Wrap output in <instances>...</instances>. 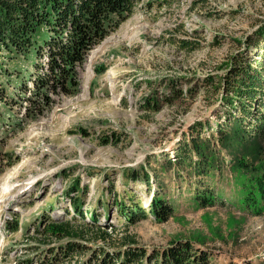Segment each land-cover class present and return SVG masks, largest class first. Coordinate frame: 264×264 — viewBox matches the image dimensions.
Wrapping results in <instances>:
<instances>
[{
	"label": "rangeland",
	"instance_id": "374dc122",
	"mask_svg": "<svg viewBox=\"0 0 264 264\" xmlns=\"http://www.w3.org/2000/svg\"><path fill=\"white\" fill-rule=\"evenodd\" d=\"M261 24L264 0H141L129 19L92 48L78 86L68 95L49 93L48 102L23 93L33 87L31 62L2 50L0 264L38 261L63 243L43 238L36 228L43 229L46 217L70 219V199L80 195L66 192L76 178L79 191L87 187L84 208L98 213L108 236L92 232L79 239L86 249L67 264H83L99 249L119 251L130 240L147 252L191 240L212 253L210 264H264V213L240 207L232 180L215 176L208 186L221 200L202 208L191 202L194 185L178 180L175 167L161 169L168 159L175 162L183 133L196 121L213 128H204L202 136L214 134L222 104L206 78L223 77L232 56H250L246 43ZM98 68L106 70L98 75ZM167 97L172 100L163 101ZM148 100H155L157 111ZM113 134L117 144L111 137L104 145ZM128 169L139 179L126 177ZM143 169L149 190L140 180ZM155 193L172 206V217L127 224L119 203L148 208ZM84 218L89 221L88 214ZM15 225L17 231L8 230Z\"/></svg>",
	"mask_w": 264,
	"mask_h": 264
},
{
	"label": "trees",
	"instance_id": "16d2710c",
	"mask_svg": "<svg viewBox=\"0 0 264 264\" xmlns=\"http://www.w3.org/2000/svg\"><path fill=\"white\" fill-rule=\"evenodd\" d=\"M140 2L0 0V52L4 50L10 58L20 57L31 62L29 75L34 74L31 78L33 87L24 89L23 93H31L33 100L40 98L48 102V94L56 91L68 95L73 86H78L79 72L92 48L129 19ZM251 35L245 47L246 51L251 50L250 56L249 53L232 56L227 62L230 69L223 77L206 78L205 86H210L211 93L219 94L217 101L222 104V116L218 114L214 134L202 136L204 128L207 131H213V128L208 122L196 121L183 133L175 162L168 159L160 166L163 170L175 167L178 180L186 179L189 187L195 186L191 202L196 206L205 208L221 200L219 193L208 183L215 176L218 181L221 177H228L238 190L236 202L240 207L260 215L264 213V24ZM182 44L188 46L187 41ZM105 70L98 68L96 74H103ZM168 100L172 98L163 99ZM145 104L156 110L155 100H148ZM82 133L86 134L83 129ZM116 135L107 137L103 144L110 143L111 137L117 144L119 137ZM125 176L134 181L140 177L137 171L130 169L125 171ZM140 180L149 190L150 175L144 169ZM75 192H79L80 197L70 199L72 215L69 220L46 217L41 225L43 229L36 228L43 238L63 243L56 249H47L46 255L38 261L26 259L19 264H67L85 251L86 247L78 240L88 233L94 232L99 238L107 239L108 233L102 230L98 213L84 208L82 198L87 194V187L79 191L78 178L72 181L66 194L70 196ZM101 206L106 210L109 208L105 202ZM119 206L122 218L130 225L149 216L165 222L173 215L172 206L157 193L151 196L148 208L135 202L132 206L121 202ZM84 213L89 215V221H85ZM78 221L82 223L77 225ZM8 230L14 232L17 227H8ZM195 243L175 240L165 249L147 252L135 246L133 240L123 241L119 251H91L83 264H210L212 253Z\"/></svg>",
	"mask_w": 264,
	"mask_h": 264
},
{
	"label": "bare ground",
	"instance_id": "6f19581e",
	"mask_svg": "<svg viewBox=\"0 0 264 264\" xmlns=\"http://www.w3.org/2000/svg\"><path fill=\"white\" fill-rule=\"evenodd\" d=\"M3 186H5V184H3ZM0 194H1V196H2V191H0ZM1 198V197H0Z\"/></svg>",
	"mask_w": 264,
	"mask_h": 264
}]
</instances>
